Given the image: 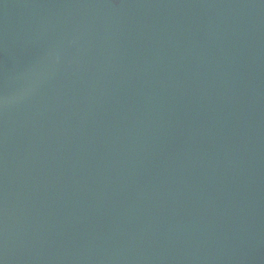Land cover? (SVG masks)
I'll return each instance as SVG.
<instances>
[{
	"label": "water",
	"instance_id": "95a60500",
	"mask_svg": "<svg viewBox=\"0 0 264 264\" xmlns=\"http://www.w3.org/2000/svg\"><path fill=\"white\" fill-rule=\"evenodd\" d=\"M0 264H264V0H0Z\"/></svg>",
	"mask_w": 264,
	"mask_h": 264
}]
</instances>
